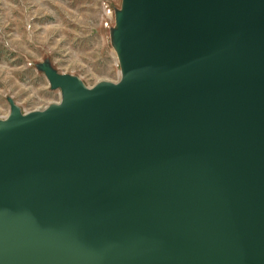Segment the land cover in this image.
<instances>
[{"label":"water","instance_id":"95a60500","mask_svg":"<svg viewBox=\"0 0 264 264\" xmlns=\"http://www.w3.org/2000/svg\"><path fill=\"white\" fill-rule=\"evenodd\" d=\"M121 76L36 68L0 117V264H264V0H121Z\"/></svg>","mask_w":264,"mask_h":264},{"label":"rangeland","instance_id":"374dc122","mask_svg":"<svg viewBox=\"0 0 264 264\" xmlns=\"http://www.w3.org/2000/svg\"><path fill=\"white\" fill-rule=\"evenodd\" d=\"M121 0H0V117L8 96L22 111L60 101L36 66L49 59L58 72L77 74L85 84L121 76L110 42L113 11Z\"/></svg>","mask_w":264,"mask_h":264}]
</instances>
